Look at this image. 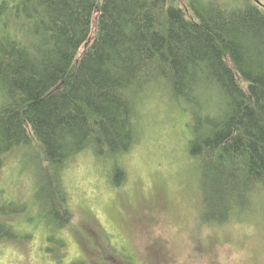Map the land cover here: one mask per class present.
Instances as JSON below:
<instances>
[{
  "label": "trees",
  "instance_id": "16d2710c",
  "mask_svg": "<svg viewBox=\"0 0 264 264\" xmlns=\"http://www.w3.org/2000/svg\"><path fill=\"white\" fill-rule=\"evenodd\" d=\"M151 97L188 118L200 225L264 230V0H0V171L38 152L52 236L72 223L77 159L109 163L124 185ZM5 198L0 243L30 241L26 207Z\"/></svg>",
  "mask_w": 264,
  "mask_h": 264
},
{
  "label": "rangeland",
  "instance_id": "374dc122",
  "mask_svg": "<svg viewBox=\"0 0 264 264\" xmlns=\"http://www.w3.org/2000/svg\"><path fill=\"white\" fill-rule=\"evenodd\" d=\"M155 99L145 102L137 145L121 159L127 175L122 187L112 186L109 163L88 155L72 164V223L57 237L35 197L30 160L38 152L9 160L0 171V195L19 210L26 207L17 225L33 236L0 243V264H122L128 256L129 264H264L262 226L235 223L223 229L198 222L188 118ZM59 237L65 248L46 253V245L58 248Z\"/></svg>",
  "mask_w": 264,
  "mask_h": 264
}]
</instances>
